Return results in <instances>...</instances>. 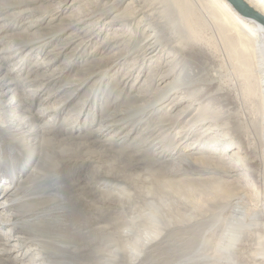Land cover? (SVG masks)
Instances as JSON below:
<instances>
[{
  "label": "rangeland",
  "instance_id": "1",
  "mask_svg": "<svg viewBox=\"0 0 264 264\" xmlns=\"http://www.w3.org/2000/svg\"><path fill=\"white\" fill-rule=\"evenodd\" d=\"M107 5L106 0H0V188L31 178L37 162L42 166L38 177L13 196L20 206L10 211L16 216L13 224L26 240L21 252L31 247L36 257L65 258L70 264H217L216 245L233 205L222 194L202 192L201 185L227 178L197 169L171 177L180 164H168V151L160 152L161 138L174 144L202 105L168 120L176 94L146 112L147 124L135 121L119 131L133 127L124 141L115 131L100 135L95 130L114 111L152 101L159 71L155 58L142 60L137 42L143 35L135 25L111 26L114 13L99 16ZM210 32L209 27L199 32L209 46L187 55L193 57L190 88L199 87L198 95L207 88L211 98L202 103L210 106L204 111L238 126L251 108L242 105L233 45L226 46L230 61ZM202 142L195 151L214 155L215 172L239 164L228 159V141L222 137L206 136ZM259 165L254 170L264 191V164ZM48 172L47 179L41 177ZM242 194L250 208L253 194ZM152 205L159 219L150 226L145 215ZM254 230L246 228L236 238L234 264H258L250 255L254 243L264 246V241L258 239L261 230ZM14 255L0 256V264L6 259L16 264Z\"/></svg>",
  "mask_w": 264,
  "mask_h": 264
},
{
  "label": "bare ground",
  "instance_id": "2",
  "mask_svg": "<svg viewBox=\"0 0 264 264\" xmlns=\"http://www.w3.org/2000/svg\"><path fill=\"white\" fill-rule=\"evenodd\" d=\"M106 1L108 5L98 13L99 16L114 13L115 15L110 18L107 24L111 26L120 24L125 27L135 25L141 31L143 36L137 42V48L141 52L142 60L152 61L155 58L156 62L159 63V71L156 76L158 84L156 83V91L152 93L154 96L152 101H148L144 106L130 104L129 107H125L126 109L114 111L111 115H107L106 117L109 118H105L102 121L101 127L95 130L100 135L115 131L114 135L124 141L130 135L133 127L121 135H119V131L132 126V124H135V121L138 122L137 124L144 121L146 123V120H143L142 117L147 113L150 114L149 110L154 111V108L164 105L169 98H175L176 94L180 95L170 103L167 109L168 114L166 118L168 120L172 119L175 114H180L184 118L197 104L202 105L198 109L196 108V116L194 115L195 117L187 125L181 127L176 135L174 144L167 145L165 144V137L164 139L163 137L161 138L162 149L159 150L161 153L165 150L168 151L169 159L167 160L170 161L168 164H180V167L171 173V177L182 176L197 169L202 172H208L209 170L212 173L214 172L221 177L227 178L224 181H215L201 185V191L205 193L217 192L218 194H222L228 203L232 202V215L216 245L215 259L217 264H234L232 254L236 244V238L243 233V230L251 227L255 230H261L258 239L259 241H264V191L262 181L259 179L257 171L254 170L255 167L260 166V163L264 164L263 27L254 20L239 16L225 0ZM243 1L264 16V0ZM201 23L204 25V27L201 26L203 28L202 30L208 27L211 29L210 33L212 35L210 38L215 42L213 44L215 46L220 45L226 54L225 57L229 58L228 60L230 61L232 59L226 53V46L233 45L234 56L237 60V73L241 82L239 84L244 92L241 95L244 102L242 105L251 108L249 115H246L242 119L243 124L241 125L228 126L223 122L222 118H220V123L217 117H210V113L204 111V109H209L210 103L204 106L202 103L210 100L209 90L202 88L201 95H198L199 87L195 88L194 91L190 88L193 85L190 83L193 77L189 72V62L192 56L187 55L189 51L191 52L195 48L202 49L209 46L205 41L204 35L199 34L202 30H200L198 24ZM220 27H223L224 31ZM26 28L30 29L32 26H27ZM149 94L150 92L147 94L138 93L136 96L139 98L140 96H147ZM214 100L212 98V101ZM173 112L174 114H169ZM112 115L113 118H110ZM204 124H208V127L206 126L207 128L203 129V133H198L192 139L188 137L191 134L194 135L199 130V126ZM166 125L169 126L172 124L167 122ZM206 136H213L214 138L222 137V139L228 141V145H225L224 151L229 152L228 159L234 160L239 164H228L224 170L215 172L216 168L213 163H216L218 160L215 161L213 159L214 155L209 157L211 156L209 153V156H205L198 149L195 151V148L203 143L202 140ZM20 147L24 150L23 146ZM183 148L185 149L182 151ZM29 160L30 158L27 157L26 161L28 162ZM193 162L197 164L194 165ZM163 164L167 165L166 163ZM33 167V171L30 173L31 178L25 180L19 179L15 181L14 186L8 183L7 185H3V188H0V240L3 242V248L0 249V256L11 257L15 254L11 260L16 262V264H70V261L65 258L58 259L55 256H51L47 261L46 259L36 257L32 253L33 250L31 247L25 253L21 252L22 245L25 244L26 240L20 235L21 233L17 231L16 227H14L13 218L16 216L10 211L20 210V206L13 204V196L25 190V182L32 183L33 178L36 179L38 177L36 173L42 166L37 162ZM49 176V172L41 175L42 178L46 179ZM51 176H54V174ZM193 180L196 181V179ZM189 187H195V185L192 184ZM231 189L236 190V192H233ZM243 192L253 194V199L249 202L251 203L250 208L246 206V199L243 200L244 194L241 196ZM55 208L60 210L62 204H58ZM145 219L150 226L158 223L159 218L155 205H152L151 211L146 213ZM255 230V234H257ZM251 241L254 240L251 239ZM254 244L256 249L254 248V254H251L250 258L257 261L258 264H264V246L262 242H255ZM247 246H251V244L249 243ZM245 250L247 251L246 247ZM2 262H4L3 264H7L8 259Z\"/></svg>",
  "mask_w": 264,
  "mask_h": 264
},
{
  "label": "water",
  "instance_id": "3",
  "mask_svg": "<svg viewBox=\"0 0 264 264\" xmlns=\"http://www.w3.org/2000/svg\"><path fill=\"white\" fill-rule=\"evenodd\" d=\"M229 3L232 8L236 11V13L245 19H251L257 22L259 25L263 27L264 31V16L259 12L255 11L251 8L245 1L243 0H225Z\"/></svg>",
  "mask_w": 264,
  "mask_h": 264
}]
</instances>
